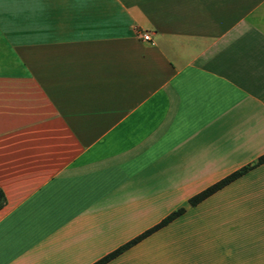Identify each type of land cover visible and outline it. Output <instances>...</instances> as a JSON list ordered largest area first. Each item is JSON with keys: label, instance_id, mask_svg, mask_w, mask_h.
Returning a JSON list of instances; mask_svg holds the SVG:
<instances>
[{"label": "crops", "instance_id": "1", "mask_svg": "<svg viewBox=\"0 0 264 264\" xmlns=\"http://www.w3.org/2000/svg\"><path fill=\"white\" fill-rule=\"evenodd\" d=\"M263 155L264 0H0V264H264Z\"/></svg>", "mask_w": 264, "mask_h": 264}, {"label": "trees", "instance_id": "2", "mask_svg": "<svg viewBox=\"0 0 264 264\" xmlns=\"http://www.w3.org/2000/svg\"><path fill=\"white\" fill-rule=\"evenodd\" d=\"M262 162H264V155L261 156L260 158H258L252 164H248V165L240 168L239 170L231 173L230 175H228L224 179L220 180L219 182H217V183L213 184L212 186L206 188L205 190L201 191L200 193H198L197 195H195L194 197H192L189 200V203L191 205H196L197 203H199L200 201H202L204 198H206L207 196H209L210 194H212L216 190L220 189L224 185L228 184L232 180L236 179L237 177L241 176L242 174L246 173L251 168L255 167L256 165H258V164H260ZM4 201H5L4 194L0 190V207L4 204ZM183 211H184V208H180V209L174 211L173 213H171L169 216H167L160 224H158L154 228H152V229L146 231L145 233H143L142 235L134 238L133 240H131L130 242L124 244L121 247H119L115 251L107 254L106 256H104L103 258H101L100 260H98L97 262H95L94 264H104V263H106L107 261L111 260L112 258L116 257L118 254H120L126 248L130 247L131 245H133L134 243H136L137 241H139L140 239H142L143 237H145L146 235H148L153 229H156V228H158V227H160V226L168 223L169 221H171L172 219H174L175 217H177L179 214H181Z\"/></svg>", "mask_w": 264, "mask_h": 264}, {"label": "built area", "instance_id": "3", "mask_svg": "<svg viewBox=\"0 0 264 264\" xmlns=\"http://www.w3.org/2000/svg\"><path fill=\"white\" fill-rule=\"evenodd\" d=\"M142 37L145 40H150L151 39V36H150V33L149 32L142 33Z\"/></svg>", "mask_w": 264, "mask_h": 264}]
</instances>
